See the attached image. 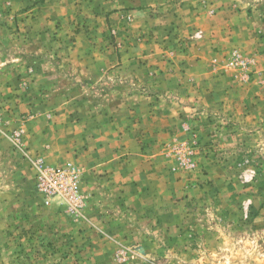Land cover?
Here are the masks:
<instances>
[{"label":"rangeland","instance_id":"obj_1","mask_svg":"<svg viewBox=\"0 0 264 264\" xmlns=\"http://www.w3.org/2000/svg\"><path fill=\"white\" fill-rule=\"evenodd\" d=\"M0 264H264V0H0Z\"/></svg>","mask_w":264,"mask_h":264},{"label":"crops","instance_id":"obj_2","mask_svg":"<svg viewBox=\"0 0 264 264\" xmlns=\"http://www.w3.org/2000/svg\"><path fill=\"white\" fill-rule=\"evenodd\" d=\"M72 130V129H71ZM70 132V131H69ZM95 135H96V137H97V139H98V141L100 142V143H97L96 144V151H97V156H99V160H98V162H99V165H102L103 164V166L105 165L107 168H108V175H110V178H113V180H114V178H115V176H116V171L114 170V166H115V163H112V162H110L109 163V161H111V160H113L114 158H112V156L111 155H108V157H105V154H107V152L105 153L104 152V150H105V144H102L105 140H106V137L104 136V135H102V132L100 131V129L98 128L97 130H95ZM75 141H76V137L74 138H72L71 137V142H70V144L71 145H73V146H77L76 144H75ZM46 142V141H45ZM67 143H69V142H67ZM46 144L47 143H43L42 145L43 146H41L42 148H44V146H46ZM104 145V146H103ZM57 148V149H56ZM58 148L59 147H55V145H53V149L54 150H58ZM54 154V153H53ZM53 154L52 155H50L49 157L51 158V159H58V155H55V156H53ZM68 155H70L69 153H68ZM71 156V155H70ZM63 158H65V156L64 155H62V156H60L59 157V159H63ZM110 159V160H109ZM107 179H109V178H107ZM111 181V180H110ZM111 185L114 187V184H113V182L111 181ZM116 188V187H115ZM113 190H114V188H113Z\"/></svg>","mask_w":264,"mask_h":264}]
</instances>
